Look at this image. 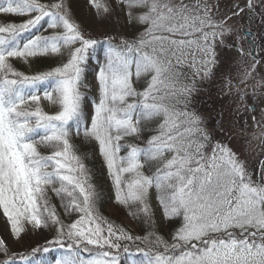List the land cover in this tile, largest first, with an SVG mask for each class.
<instances>
[{
	"label": "snow or ice",
	"instance_id": "6c2138e0",
	"mask_svg": "<svg viewBox=\"0 0 264 264\" xmlns=\"http://www.w3.org/2000/svg\"><path fill=\"white\" fill-rule=\"evenodd\" d=\"M89 2L98 14L114 11L100 0ZM119 2L127 7L129 22L146 27L139 36L103 40L98 98L89 111L81 88L90 55L101 42L84 34L68 0L0 3V14L30 17L0 24V210L17 238L25 222L34 228L56 226L59 238L48 245L62 250L51 260L47 245L30 254H9L0 239L6 257L0 264H122L121 249L130 264H264V161L254 178L237 154L216 140V131L207 128L197 109L200 89L180 71L187 62L193 78L211 79L220 67L217 47L236 48L241 56L253 58L255 53L237 40L225 43L226 35H235L228 25L231 17L216 21L208 0ZM247 7L252 9L251 0ZM136 8L144 11L135 13ZM42 22L54 30L52 35L35 34ZM58 28L62 31L56 32ZM243 35L251 42L248 29ZM62 49L67 50L66 61L34 75L12 64L13 58L63 56ZM141 79L143 84L134 83ZM42 84L47 85L43 98L58 106L53 114L39 106L23 107L27 101L39 104L37 89ZM148 121L153 134L143 147L122 143L145 134L143 123ZM73 134L96 142L117 203L134 206V217L154 216L149 190L155 188L164 218L181 220L172 243L152 232L151 240L144 239L154 247L137 248L136 253L122 247L121 240L133 237L97 213L102 193L84 162L86 154L72 143ZM39 145L49 154H42ZM122 149L126 155H120ZM145 165L149 170L156 165L155 171L146 175ZM49 191L60 198L65 212L79 214L71 224H63ZM137 254L143 258L136 259Z\"/></svg>",
	"mask_w": 264,
	"mask_h": 264
},
{
	"label": "rangeland",
	"instance_id": "374dc122",
	"mask_svg": "<svg viewBox=\"0 0 264 264\" xmlns=\"http://www.w3.org/2000/svg\"><path fill=\"white\" fill-rule=\"evenodd\" d=\"M41 2L51 3L52 0H41ZM110 2L119 14L123 11L124 4L120 3L119 0H110ZM185 2L194 4L196 0H185ZM208 2L214 6L213 15L216 21L231 17V19L228 20V25L235 30V35H226L225 43L231 45L233 40H237L242 47L248 49V53H251L250 47H248L246 38L243 35L245 29L243 26L247 17L248 0H208ZM251 2L254 7L256 3H260V0H251ZM239 9H244V11L240 12L239 15H234ZM71 14L72 18L81 25L86 36H90L101 42L96 46L100 63H102L104 59L105 46L103 40L106 37L132 38L134 35L139 36L142 34L146 27V25H141L139 23L138 25L133 24V22H129L127 18L126 22L124 21L119 24L117 32L113 33V31L108 28L106 29L101 24L100 14L97 13L89 0H87L85 6L80 10H74L72 8ZM0 15H2L0 24L6 21L20 23L30 18L28 14ZM136 29L139 30V32L135 33L134 31ZM55 31L60 32L62 29L58 28ZM53 33L54 30L49 29L47 24H43V22L39 30L35 32L37 35H52ZM30 35V33L24 34L25 37H29ZM262 37L260 35L259 39ZM259 46L260 48L256 47L255 50V54L257 55L256 60L252 58L251 54L241 56L236 48L217 47V52L220 53V67L214 69L215 75L211 79L202 80L199 76L193 78L192 73L194 69L189 68L187 62H185L183 66L185 70V76L183 78L187 81H192L194 79L196 87L200 89L198 93L199 102L197 104V109L206 119L207 128L216 131V140L230 147L237 154L239 159L246 164L247 170L253 174L254 178L258 177L262 167L261 162L264 161V138L261 137V134L264 133V118H262L264 117V38L262 39V44ZM62 51L67 59V50L62 49ZM33 58L34 57H29L27 61L23 58H13L12 64L15 70L25 75H34L39 72L47 71L46 69H40L37 66L38 63L33 62ZM66 59H64L63 62L66 61ZM98 60L93 63V78L88 83H84L85 87L81 88L82 92L92 91V94L96 96V98H98L96 81ZM253 66H255L254 71ZM249 73H251V75L245 80L246 75ZM241 81L244 82L241 83ZM45 88L46 87L40 85L37 89V93L41 96L38 105L35 102L27 101L23 107L28 110H35L36 107L39 106L43 111L49 114L58 111L57 105L43 98ZM241 93L244 94L243 100L240 99ZM252 105H255L254 110ZM87 110H91V107ZM221 125L223 126L222 134L220 131ZM38 150L40 151L39 146ZM150 201L155 202V197H152ZM110 211L115 215L119 210L116 209L115 206H111ZM117 217H119L120 221L137 232L129 217H126L120 212ZM24 229V232L21 233L19 238L15 237L11 233L10 223L7 222L2 210H0V239L5 241V246L9 254H30L31 249L46 245L52 249L50 253L47 254L50 260L62 254V250L59 249L58 246L48 245L49 241L59 238L57 236L56 226L34 228L31 224L25 222ZM174 233L175 231L173 234ZM168 239L167 242L172 243V237ZM87 255L86 253L83 256L87 258ZM3 259H6V257L3 251H0V260Z\"/></svg>",
	"mask_w": 264,
	"mask_h": 264
},
{
	"label": "trees",
	"instance_id": "16d2710c",
	"mask_svg": "<svg viewBox=\"0 0 264 264\" xmlns=\"http://www.w3.org/2000/svg\"><path fill=\"white\" fill-rule=\"evenodd\" d=\"M2 2L3 0H0V3ZM86 2L87 0H68L70 9L73 8L74 10L82 9L85 6ZM100 2L108 3L114 9V11L108 15H105L101 12L100 22L106 29L108 28L111 31H113V33H116L117 29L119 28V24L121 22L123 23L124 21L125 22L127 21L126 20L128 18L127 7L124 5L123 11H121L119 14L112 6L110 0H100ZM142 10L143 9L141 8H136L134 9V12L140 13L142 12ZM1 18L2 15H0V19ZM133 24L138 25L137 22H133ZM134 32L137 33L139 32V30L136 29ZM64 59H66L65 54L63 56L60 55L35 56L33 58V62L38 63L37 66L40 69L42 68L49 70L61 64ZM98 59L99 57L97 56V51L90 55V59L86 65V71L84 74L85 76L84 83H88L93 78V72H94L93 63H95L94 61H97ZM180 71H182L185 76V70L183 67L180 69ZM134 83L143 84L144 80L141 79L140 81H134ZM42 86L47 87L46 84H42ZM137 90L142 91V88L138 87ZM84 93L88 101V105L89 107H91V103L94 99H96V96L92 94V91H85ZM86 111L88 110L86 109ZM143 127L145 128V134H142L134 138H127L126 141H123L122 143H130L143 147L145 145V141L148 138V136L150 134H153L152 129L154 125L151 121H148L143 123ZM72 143L77 146L79 153L86 154V159L84 162L91 170V173L93 175V183L102 193L100 200L96 205L97 213L103 218H105L109 223H112L114 228H123L128 235H131L133 237V240L131 241L121 240L120 243L122 247L127 246L131 253H136L137 248H144L145 250H147L150 247H154L153 244L149 243L148 240L144 239L145 237H149V233L152 232H155L156 235L161 236L165 241L169 240L168 238L172 237L173 232L176 231V228L179 226L180 219L172 218L170 220H167L164 218L162 214L161 206L158 203L157 193L155 188H151L149 190V203L151 204V207L153 209L154 216L151 218V220H146L142 216L134 217L131 214V212L134 211V206L132 208H129L125 205H121L117 203L115 199V191L113 189L111 178L107 175L106 167L103 163L102 157H100L99 155L98 146L96 142L94 140L85 141L82 134L80 136H76L75 134H73ZM39 149L42 154L44 155L49 154L50 150L46 148L44 145H39ZM120 155H126L124 149L121 150ZM142 162H143V158H142ZM155 166L156 165H154L152 169L149 170L148 166L145 165V168L142 170L145 172L146 175H151L152 172L155 171ZM127 178L128 177H126V179ZM47 195L51 204L56 206V211L63 224L69 225L75 219L78 218L79 214L77 213L69 214L65 212L64 208L62 207L60 198L56 196L54 193L49 191ZM152 197H155V202L150 201ZM111 206H115L116 209L119 210L115 215L110 211ZM119 212L125 215L126 217L130 218L137 232L132 230L124 222L120 221L119 217H117ZM137 237H139L140 239H136ZM151 239L152 238L149 237V240ZM89 247H94V246H89ZM84 254L86 253H82V255ZM119 254L121 256L122 264H129V260L125 257V254L123 253L122 249ZM135 258L139 260L142 259L143 257L137 254Z\"/></svg>",
	"mask_w": 264,
	"mask_h": 264
},
{
	"label": "flooded vegetation",
	"instance_id": "af4514ba",
	"mask_svg": "<svg viewBox=\"0 0 264 264\" xmlns=\"http://www.w3.org/2000/svg\"><path fill=\"white\" fill-rule=\"evenodd\" d=\"M243 27L251 32V42L246 38V43L250 47L251 53H255L256 47L260 48L259 45L262 44L264 38V0H260L258 4L256 3L253 9L247 10L246 22ZM260 35L263 36L261 39H259ZM251 56L253 58V55ZM253 59H257L256 54Z\"/></svg>",
	"mask_w": 264,
	"mask_h": 264
}]
</instances>
